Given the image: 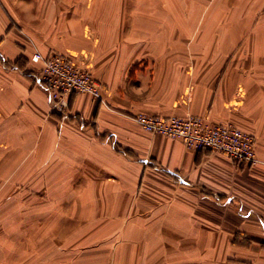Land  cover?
I'll list each match as a JSON object with an SVG mask.
<instances>
[{
  "label": "crops",
  "instance_id": "0c3cea01",
  "mask_svg": "<svg viewBox=\"0 0 264 264\" xmlns=\"http://www.w3.org/2000/svg\"><path fill=\"white\" fill-rule=\"evenodd\" d=\"M89 69L52 108L30 57ZM204 116L256 165L141 128ZM5 264H264V0H0Z\"/></svg>",
  "mask_w": 264,
  "mask_h": 264
},
{
  "label": "built area",
  "instance_id": "2783aa9c",
  "mask_svg": "<svg viewBox=\"0 0 264 264\" xmlns=\"http://www.w3.org/2000/svg\"><path fill=\"white\" fill-rule=\"evenodd\" d=\"M33 80L47 91L52 108L68 114V97L90 94L100 99L101 83L92 72L70 56L50 51L30 57ZM141 128L180 141L188 150H207L227 157L235 166L256 165V138L232 123L211 122L204 116H158L140 113L134 116Z\"/></svg>",
  "mask_w": 264,
  "mask_h": 264
},
{
  "label": "rangeland",
  "instance_id": "374dc122",
  "mask_svg": "<svg viewBox=\"0 0 264 264\" xmlns=\"http://www.w3.org/2000/svg\"><path fill=\"white\" fill-rule=\"evenodd\" d=\"M4 211H0V221L3 222ZM5 226L0 223V264H5V255H6V238L4 237Z\"/></svg>",
  "mask_w": 264,
  "mask_h": 264
}]
</instances>
